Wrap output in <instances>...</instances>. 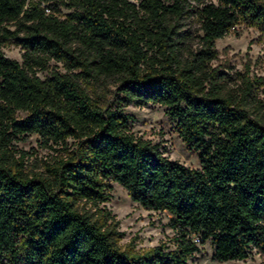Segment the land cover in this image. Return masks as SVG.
<instances>
[{
	"label": "trees",
	"instance_id": "1",
	"mask_svg": "<svg viewBox=\"0 0 264 264\" xmlns=\"http://www.w3.org/2000/svg\"><path fill=\"white\" fill-rule=\"evenodd\" d=\"M237 26L264 36V2L0 0V264H187L199 252L194 237L219 262L264 251V124L248 109L258 103L253 83L244 78L235 100L230 77L211 67L216 41ZM8 43L24 50L21 63L1 51ZM84 84L113 86L112 103L97 104ZM148 104L167 108L199 168L131 131L125 108ZM30 135L60 153L31 175L13 148ZM111 183L170 216L173 249L118 247L103 207Z\"/></svg>",
	"mask_w": 264,
	"mask_h": 264
},
{
	"label": "rangeland",
	"instance_id": "2",
	"mask_svg": "<svg viewBox=\"0 0 264 264\" xmlns=\"http://www.w3.org/2000/svg\"><path fill=\"white\" fill-rule=\"evenodd\" d=\"M59 10L63 15L68 12L64 6H59ZM191 24L192 31L196 32L197 26L193 22ZM199 47L198 40L194 39L193 48ZM215 48L218 58L211 67L230 77L228 87L235 100L242 96L243 79L248 77L252 81V95L258 103L252 100L248 109L254 119L264 124V36L256 29L237 26L226 37L217 40ZM1 51L5 57L22 62L24 50L21 46L8 43L1 47ZM49 70L65 73L62 64L55 61L50 62ZM38 75L44 79L49 73L39 71ZM83 87L97 104L106 106L112 103L113 86L84 84ZM125 112L131 118L130 128L137 137L158 145L165 156L173 161L194 169L200 167L197 153L187 149L177 133L175 124L169 119L166 107L158 104L129 105ZM13 148L20 153L16 154L17 159L20 155L25 158V173L29 175L43 171L45 163H51L60 155L42 143L37 135L14 140ZM109 194V200L103 207L114 217L118 233L117 244L122 251L144 253L159 245L174 248L175 233L169 225L170 216L166 212L142 208L134 203L128 192L118 184L111 183ZM197 245L199 252L190 257L187 264H264V251L255 249L247 259L219 262L214 259L209 242Z\"/></svg>",
	"mask_w": 264,
	"mask_h": 264
},
{
	"label": "built area",
	"instance_id": "3",
	"mask_svg": "<svg viewBox=\"0 0 264 264\" xmlns=\"http://www.w3.org/2000/svg\"><path fill=\"white\" fill-rule=\"evenodd\" d=\"M47 13H50V10H47ZM194 242L196 243V244H199V243H201V241H200V239H199V237H194Z\"/></svg>",
	"mask_w": 264,
	"mask_h": 264
}]
</instances>
